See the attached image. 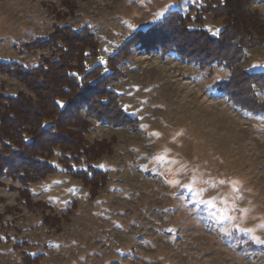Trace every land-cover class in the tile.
<instances>
[{
	"label": "rangeland",
	"instance_id": "obj_1",
	"mask_svg": "<svg viewBox=\"0 0 264 264\" xmlns=\"http://www.w3.org/2000/svg\"><path fill=\"white\" fill-rule=\"evenodd\" d=\"M74 2L71 13L59 0H0V58L34 66L50 53L22 52L21 44L51 33L53 24L70 25L96 34L99 54L89 58L87 67L103 57V72L109 73V55L127 38L173 10L197 18L200 4ZM253 7L264 17V0ZM222 25L210 15L189 23L212 35ZM119 67L126 76L111 86L137 125L135 130L93 128L92 140L116 139L113 153L94 161L106 171L107 185L92 195L60 165L28 186L0 177V264H31L26 254H39L38 264H262L227 245L222 234L239 227L264 240V111L241 110L214 88L229 75L224 67L199 68L156 51L134 54ZM243 67L264 72V46L249 51ZM23 89L0 71V95ZM58 159L60 153L52 157L55 163ZM20 187L38 205L23 204ZM47 217L60 230H49Z\"/></svg>",
	"mask_w": 264,
	"mask_h": 264
},
{
	"label": "trees",
	"instance_id": "obj_2",
	"mask_svg": "<svg viewBox=\"0 0 264 264\" xmlns=\"http://www.w3.org/2000/svg\"><path fill=\"white\" fill-rule=\"evenodd\" d=\"M59 1L71 13L75 12L74 0ZM255 2L200 0L197 18L190 12L170 11L150 29L127 38L109 55V73L103 72L101 64L87 67L89 58L99 54L96 34L70 25L53 24L51 33L37 35L21 44L22 52L42 49L50 53L40 56L34 66L0 58V71L24 85L15 95H0V177L28 186L55 173L60 165L88 185L92 195L98 188L105 187L107 173L96 167L94 161L112 154L116 139L92 140L90 137L98 124L115 130H135L136 118L122 107L119 93L111 86L126 76L119 64L126 63L134 54L156 51L199 68L224 67L230 71L229 75L216 81L214 88L241 110L263 112L260 93L264 95V72H248L243 67L248 52L264 46V17L253 7ZM207 15L221 19L223 25L217 35L189 26L191 21L199 22ZM69 73H78V77ZM105 100L110 101L106 106L102 103ZM56 101H64V107L58 106ZM56 153L61 157L58 163L52 161ZM74 164L81 167L75 168ZM19 191L23 204L33 208L38 205L30 199L26 188L20 187ZM204 215L212 225V218ZM44 224L49 230H60L50 217L45 218ZM247 234L234 227L222 236L238 253L264 264V240ZM39 257V254H26L24 259L38 264Z\"/></svg>",
	"mask_w": 264,
	"mask_h": 264
},
{
	"label": "snow or ice",
	"instance_id": "obj_3",
	"mask_svg": "<svg viewBox=\"0 0 264 264\" xmlns=\"http://www.w3.org/2000/svg\"><path fill=\"white\" fill-rule=\"evenodd\" d=\"M160 15L163 16L164 13L161 12ZM218 32H219V30H217V33H218ZM86 55H87V53H86ZM99 63H100L101 65L106 64V62L103 60V57L100 58ZM104 71H105V72L108 71L107 67L104 68ZM69 75H70V76H73V77H78V73H69ZM206 87L210 89L212 86H211V85H207ZM56 103H57V105L60 106L61 108L64 107V101H56ZM102 103L106 106L108 103H110V101H106V100H105V101H102ZM41 127H45V125H42ZM24 139L27 140L28 137L25 136Z\"/></svg>",
	"mask_w": 264,
	"mask_h": 264
}]
</instances>
